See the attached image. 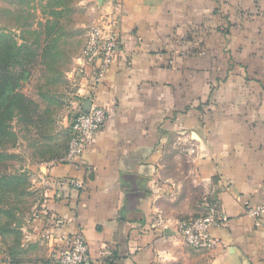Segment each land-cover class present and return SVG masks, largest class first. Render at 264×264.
I'll return each instance as SVG.
<instances>
[{
    "label": "crops",
    "instance_id": "0c3cea01",
    "mask_svg": "<svg viewBox=\"0 0 264 264\" xmlns=\"http://www.w3.org/2000/svg\"><path fill=\"white\" fill-rule=\"evenodd\" d=\"M117 1L114 60L75 85V108L94 98L107 121L82 163L28 165L33 203L0 264H58L77 233L89 264H264V218L245 210L264 203V0ZM211 205L218 244L188 247L175 223Z\"/></svg>",
    "mask_w": 264,
    "mask_h": 264
},
{
    "label": "rangeland",
    "instance_id": "374dc122",
    "mask_svg": "<svg viewBox=\"0 0 264 264\" xmlns=\"http://www.w3.org/2000/svg\"><path fill=\"white\" fill-rule=\"evenodd\" d=\"M89 7L88 2L78 0H0V35H10L19 45L38 49L16 70L23 76L19 89L39 105L32 123L18 119L12 123L17 141L0 146L7 154L0 160V175H24L31 185L29 164L66 151L71 122L79 111L75 108L76 86L68 75L84 45L91 27L88 26L100 11L99 5L97 8L95 4L94 10ZM0 197L3 198L0 200V228L10 219L1 211L8 210L16 215L10 226L15 230L29 213L34 195L29 190V194L20 198L14 194ZM19 238V233L0 229L1 246ZM189 260L170 264H190Z\"/></svg>",
    "mask_w": 264,
    "mask_h": 264
},
{
    "label": "built area",
    "instance_id": "2783aa9c",
    "mask_svg": "<svg viewBox=\"0 0 264 264\" xmlns=\"http://www.w3.org/2000/svg\"><path fill=\"white\" fill-rule=\"evenodd\" d=\"M118 5L117 0H103L100 5L98 20L86 33L82 54L73 71L72 82L77 79L87 82L94 89L104 80L116 52L117 41L115 27L117 21L111 9ZM108 118L105 107L96 104L92 98L90 110H79L71 122V138L65 155L58 161L63 163H82L84 151L90 144L91 137L98 132ZM246 213L256 223L264 218V203L251 206L246 203ZM221 220V214L215 206H209L203 216L178 220L174 225L176 236L188 247L197 250L214 248L218 241L210 233V229ZM162 224V223H161ZM107 254H111L107 252ZM58 264H89V246L84 236L77 233L56 252Z\"/></svg>",
    "mask_w": 264,
    "mask_h": 264
},
{
    "label": "trees",
    "instance_id": "16d2710c",
    "mask_svg": "<svg viewBox=\"0 0 264 264\" xmlns=\"http://www.w3.org/2000/svg\"><path fill=\"white\" fill-rule=\"evenodd\" d=\"M52 34L47 35L48 38ZM47 38V39H48ZM40 45L41 43H36ZM38 47V46H37ZM38 49H30L26 44L19 45L16 39L10 35H0V146L17 141V135L13 131L12 123L15 119L26 124L32 123L34 116L39 112V105L32 98L25 95L19 87L20 79L23 77L18 74L17 68L25 65L28 61V55H35ZM44 51V50H43ZM27 55V56H23ZM39 118V116L37 117ZM71 138V131L68 138V144ZM68 149V145L66 151ZM62 155L53 156L52 159L59 160ZM7 157V154L0 148V160ZM30 184L28 178L24 175H0V195H16L18 198L29 194ZM144 195L142 192H132L130 196L138 197ZM3 199L0 197V200ZM15 209V208H14ZM10 219L0 228L3 232L19 233V229H10V226L16 220L13 211H1ZM18 238V236L16 237ZM19 240V239H17Z\"/></svg>",
    "mask_w": 264,
    "mask_h": 264
},
{
    "label": "water",
    "instance_id": "95a60500",
    "mask_svg": "<svg viewBox=\"0 0 264 264\" xmlns=\"http://www.w3.org/2000/svg\"><path fill=\"white\" fill-rule=\"evenodd\" d=\"M97 1L101 5V3H102L103 0H97ZM91 104H92L91 101H87V103L84 106V111H87L88 112L90 110ZM166 232L168 234V231H166Z\"/></svg>",
    "mask_w": 264,
    "mask_h": 264
}]
</instances>
